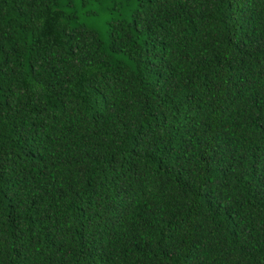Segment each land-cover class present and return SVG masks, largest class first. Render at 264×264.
Masks as SVG:
<instances>
[{
  "label": "trees",
  "instance_id": "16d2710c",
  "mask_svg": "<svg viewBox=\"0 0 264 264\" xmlns=\"http://www.w3.org/2000/svg\"><path fill=\"white\" fill-rule=\"evenodd\" d=\"M0 0V264H264V0Z\"/></svg>",
  "mask_w": 264,
  "mask_h": 264
},
{
  "label": "rangeland",
  "instance_id": "374dc122",
  "mask_svg": "<svg viewBox=\"0 0 264 264\" xmlns=\"http://www.w3.org/2000/svg\"><path fill=\"white\" fill-rule=\"evenodd\" d=\"M105 3H106V1L103 0V1L98 5V7L101 8Z\"/></svg>",
  "mask_w": 264,
  "mask_h": 264
}]
</instances>
